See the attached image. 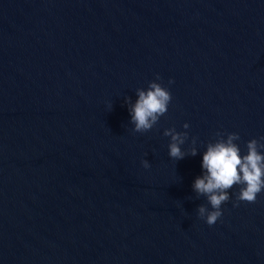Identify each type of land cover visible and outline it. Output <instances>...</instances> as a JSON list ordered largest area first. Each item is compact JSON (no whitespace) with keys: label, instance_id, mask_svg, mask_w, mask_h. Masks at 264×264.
<instances>
[{"label":"water","instance_id":"95a60500","mask_svg":"<svg viewBox=\"0 0 264 264\" xmlns=\"http://www.w3.org/2000/svg\"><path fill=\"white\" fill-rule=\"evenodd\" d=\"M157 75L168 111L134 132ZM232 132L264 137V0H0V264H264V191L198 214Z\"/></svg>","mask_w":264,"mask_h":264},{"label":"clouds","instance_id":"9594fccd","mask_svg":"<svg viewBox=\"0 0 264 264\" xmlns=\"http://www.w3.org/2000/svg\"><path fill=\"white\" fill-rule=\"evenodd\" d=\"M159 75L149 82L147 89H137L138 99L129 109L134 132H147L159 121L160 117L168 111L172 100L171 92L160 82ZM169 83H172L170 80ZM185 129L189 124L183 125ZM165 136L171 137L169 156L173 159H183L186 155L181 149L188 132H178L174 127L165 129ZM219 139L207 144L203 154L202 169L204 173L197 176L193 189L198 195L207 198V205L201 204L198 214L205 219L208 225H214L222 216L221 205L230 199L229 190L235 185H240L236 193L235 205L239 202L254 203L259 193L264 191V137L253 138L247 142V153L241 155V149L235 141L239 140V133L232 132L224 138L223 133H218ZM197 149L193 148L191 154L196 155ZM145 168L150 167L149 161L144 160Z\"/></svg>","mask_w":264,"mask_h":264}]
</instances>
